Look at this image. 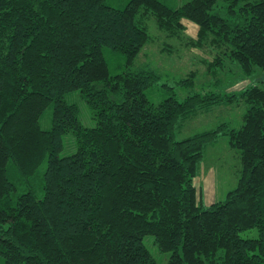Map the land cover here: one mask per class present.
I'll list each match as a JSON object with an SVG mask.
<instances>
[{
    "label": "trees",
    "instance_id": "obj_1",
    "mask_svg": "<svg viewBox=\"0 0 264 264\" xmlns=\"http://www.w3.org/2000/svg\"><path fill=\"white\" fill-rule=\"evenodd\" d=\"M219 1L227 16L212 11ZM149 13L170 34L189 18L245 73L264 69V0H0L3 264H158L146 234L170 251L165 264H264V87L150 101L145 89L160 75L135 62ZM105 51L122 54L119 72L110 73ZM73 89L95 125H83L77 104L64 99ZM238 99L247 104L239 127L222 121L176 139L191 115ZM50 104L43 129L38 120ZM66 132L76 150L60 155ZM221 135L238 151L240 175L224 199L204 205L193 177ZM46 155L39 196L31 178ZM252 227L255 237L239 234Z\"/></svg>",
    "mask_w": 264,
    "mask_h": 264
},
{
    "label": "rangeland",
    "instance_id": "obj_2",
    "mask_svg": "<svg viewBox=\"0 0 264 264\" xmlns=\"http://www.w3.org/2000/svg\"><path fill=\"white\" fill-rule=\"evenodd\" d=\"M107 3L122 7L126 0H106ZM170 6L177 7L186 0H163ZM225 5L219 1L212 11L227 16ZM143 17V16H142ZM234 22L233 18H230ZM148 37L141 46L135 59L136 63H148L159 73L155 83L145 89L147 98L158 102L169 94L177 99H183L188 94L199 92H237L245 86L256 83L264 87V69L254 67L249 74L245 73L239 62L229 57L224 51V44H213L211 35H201L198 25L189 18H182V29L175 34L161 29L153 14L144 16ZM197 42V43H196ZM221 56V63L218 57ZM105 58L110 73L122 69L124 58L119 52L105 51ZM216 60V61H215ZM219 64V65H218ZM188 76V81L181 84L178 81ZM186 80V81H187ZM67 102H74L78 106V118L85 126L95 125L89 107L81 97L78 89L67 92L64 96ZM119 97H116L118 100ZM247 108L244 100L238 99L231 103L215 104L196 112L183 121L181 127L175 131L176 139L185 138L195 132L206 130L225 121L233 127H239L243 121V114ZM52 105H48L39 117V125L43 129L51 126ZM76 150L75 137L71 132L62 134V148L60 155H67ZM47 155L37 168L31 181L38 183L39 177L46 167ZM9 170L14 167L9 165ZM240 159L238 151L228 143L227 135H221L214 143L206 146L203 158L199 162L198 170L193 177L197 199L204 205L224 199L228 190L234 188L240 175ZM36 194L42 195L43 190L37 184ZM21 182L16 183L18 190L23 189ZM16 192L13 191L15 197ZM242 237H255L256 227L239 232ZM143 242L158 264H165L170 251L159 249L154 236L146 234ZM4 257L0 253V264Z\"/></svg>",
    "mask_w": 264,
    "mask_h": 264
}]
</instances>
